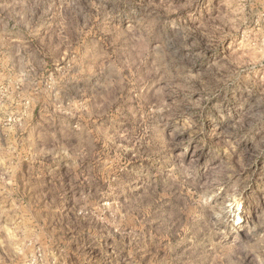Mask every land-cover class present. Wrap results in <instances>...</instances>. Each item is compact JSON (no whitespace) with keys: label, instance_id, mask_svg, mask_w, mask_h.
I'll return each mask as SVG.
<instances>
[{"label":"rangeland","instance_id":"1","mask_svg":"<svg viewBox=\"0 0 264 264\" xmlns=\"http://www.w3.org/2000/svg\"><path fill=\"white\" fill-rule=\"evenodd\" d=\"M129 55L139 76L205 74L203 143L174 121L175 144L153 140L160 114L124 138L156 103L139 76L108 96ZM241 117L264 126V0H0V264H237L264 220V143Z\"/></svg>","mask_w":264,"mask_h":264},{"label":"clouds","instance_id":"2","mask_svg":"<svg viewBox=\"0 0 264 264\" xmlns=\"http://www.w3.org/2000/svg\"><path fill=\"white\" fill-rule=\"evenodd\" d=\"M224 38V36H221L218 39L222 41ZM150 40L151 37L148 34H145L140 39L141 54L148 50L147 45ZM159 47L160 46L157 45V48ZM206 51H211V49L205 46L201 48L199 52L190 53V55H194L196 61H199L203 58ZM212 58L213 57H208V59ZM113 67H115V65H113ZM193 67H195V61L193 62ZM123 68L128 69L129 75L124 76L122 69H116L115 75L119 76V79L109 83L108 87L110 91L108 96H112L115 91H118V86L135 82V78L139 76V73L133 72L132 70L138 68V58L129 55L123 64ZM160 68L164 69L163 73H161L159 69L154 68L149 71L147 77L139 76L140 81L143 83V88H141V100L146 103L147 93L155 88L156 103H148L147 111H145L143 107L129 110L132 114L131 118L134 127L124 132V138L127 139L130 144L136 141L135 131L138 125H136L135 122L137 120L145 125V135H147V121L154 115L160 114V123L157 126L158 132L153 136V140H163V132L168 127V122L174 121L176 133L182 134L187 132L189 141L198 140L203 143L204 132L202 120L208 118L207 115L204 114V109L207 108L208 105L203 103L206 99L204 96L206 89L203 87V76L205 74L199 72L193 74L191 69H187V71L184 69H176L177 74L172 75L171 72L168 71L167 65L161 64ZM197 93L200 94V101H194L192 99L193 95ZM181 94H183L182 98ZM165 97L172 98V103L167 104ZM102 101L103 102L98 105V107L103 110L101 111V115L111 107L107 98L102 97ZM112 103H115V101H112ZM220 115L223 114L221 113ZM125 119L128 118L126 117ZM232 127L235 130V134L238 135V138L249 137L254 139L255 136H261L262 139L260 143H264V126L259 128H255L254 126L248 127L245 125L244 117H241ZM142 138L143 137H141V139ZM163 143L175 144V135H173L172 140H163ZM197 164L198 161L193 160L188 165H185L183 160H181L180 167L184 168L185 172L188 174H191ZM249 236L250 239L247 242H240V247L234 249L235 254L239 256L237 264H244V261L248 259L249 255L253 256L250 264H264V220L249 229Z\"/></svg>","mask_w":264,"mask_h":264}]
</instances>
